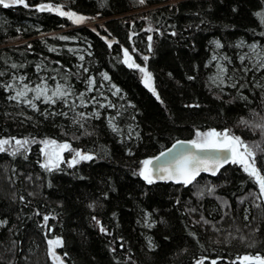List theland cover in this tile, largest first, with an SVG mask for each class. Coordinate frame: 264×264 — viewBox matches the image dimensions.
<instances>
[{"label":"trees","instance_id":"16d2710c","mask_svg":"<svg viewBox=\"0 0 264 264\" xmlns=\"http://www.w3.org/2000/svg\"><path fill=\"white\" fill-rule=\"evenodd\" d=\"M40 2L46 0H28L29 4ZM52 2L86 19L76 24L48 10L0 5V71L7 70L0 80L7 83L13 73H27L28 79L35 80L41 75L35 69L41 60L64 72L56 63L61 61L72 70L70 78L77 90L86 86L89 75L95 76L94 86H99L101 72H107L111 79L106 84L118 85L121 96L109 93L116 108L101 109L99 118L90 117L89 134L80 135L83 129L73 126L71 117L59 114L65 110L60 102L50 106L38 101L37 111L10 100V92L0 87V136L71 140L61 131L63 126L79 136L72 140L74 146L97 153L92 160L74 166L62 163V170L48 172L37 163L36 144L27 158L0 152V219L7 221L0 224V264H54L47 240L55 235L63 238L55 250L65 264H243L238 256L264 255V200L249 195L257 186L240 165L229 163L217 175L202 174L188 185L148 184L133 174L140 160L177 139H191L196 127H229L249 142L261 140L259 132L236 122L249 116L250 109L264 115V71L238 73L236 88L229 83L221 92L210 83L208 60L215 38L222 41L220 51L230 56L243 51L235 43L238 39L264 44V28L254 15L264 8V0ZM90 19L97 21L89 24ZM53 32L75 39L49 35ZM105 37L112 40L111 46ZM69 44L83 47V60L69 50ZM125 47L137 63L148 65L160 100L142 82L139 70L123 63ZM13 63L18 67L13 68ZM232 64L241 66L238 59ZM80 65L89 71L85 73ZM46 108L49 112L55 108L57 114L46 116ZM116 111L122 113L117 122L123 139L107 124V115ZM129 124L139 137L128 138ZM256 158L264 172V153L257 152ZM211 185H216L214 193L205 190L197 195ZM48 212L54 215L42 223ZM93 217L108 231H100ZM145 219L156 223L149 228ZM149 237L154 248L149 247Z\"/></svg>","mask_w":264,"mask_h":264},{"label":"snow or ice","instance_id":"6c2138e0","mask_svg":"<svg viewBox=\"0 0 264 264\" xmlns=\"http://www.w3.org/2000/svg\"><path fill=\"white\" fill-rule=\"evenodd\" d=\"M143 2V0H142ZM0 5L9 7L15 5H23L24 7H32L37 10H48L53 13H58L60 16L68 17L71 21L76 24H80L86 19L85 15L74 11L72 9L65 10L64 6L60 3H53L52 0H46V2L29 4L28 0H0ZM259 18V26L264 28V8L254 13ZM150 27V26H149ZM159 31V29H157ZM174 34V33H173ZM264 37V31L261 32ZM63 39H75V37H62ZM109 46L112 44V40L105 37ZM152 37H148V47L151 49ZM214 44L212 48V54L208 60L211 64L215 62L214 67L216 71L210 77L211 84L219 87L220 91L223 92L224 85L231 83L233 88H236L238 81H235V77L238 73L246 75L247 73L255 70L259 72L264 70V44L259 41H252L247 43L243 39H238L235 43L244 49L247 47L248 51H241L236 56H230L224 51H220L223 48L222 41L219 38H215L214 41L210 42ZM55 51L56 49H52ZM73 51H75L73 49ZM81 60H83V54L80 52L76 53ZM148 57L145 55L144 60L147 61ZM233 59H238L241 62V66L238 69L232 64ZM61 65L66 71L61 72L58 68H51L49 65L44 64L43 60L36 63L35 69L37 73L41 75L37 76L35 80L28 79L27 73H21L17 75L13 73L10 80L5 83L4 80H0V87H3L6 91L10 90L9 99L19 101L32 109L39 111V105L37 101H43L48 105H57L58 101L64 106L65 110L59 113L65 117H71L73 126L78 125L79 128L83 129L80 135L89 134V118H99L103 113L101 109L107 108L115 109L116 105L111 102L106 96L103 88H94L96 84L95 76L89 75L84 81L85 87L82 90H77L73 86L71 81L72 70L66 64H62L61 61L56 62ZM123 63L129 68L139 70L141 74L142 82L156 95V98L160 100V95L154 86L153 73L149 70L146 63H137L136 59L130 54L127 47L123 48ZM231 66V67H230ZM13 68L18 66L13 63ZM83 71L87 73L88 68H84L80 65ZM7 70L0 71V75H4ZM231 71V75L228 73ZM49 72L52 73L49 76ZM76 78H80L79 72L75 73ZM103 79L100 81L103 84L104 81L110 82V77L107 72H101L100 74ZM243 78V77H241ZM49 79L53 80V83H49ZM194 79V77H189ZM63 81V82H61ZM240 87H245V84H240ZM264 88V85H261ZM110 91L113 94H119L121 89L115 83L110 84ZM96 91L101 99H97V96H86V93ZM215 94V93H214ZM241 98L247 99L243 93L240 94ZM264 95V93H262ZM129 105L132 104L131 100H128ZM161 103L163 101L161 100ZM88 105H92L91 111H81V107L87 108ZM122 107V106H121ZM45 115H56V110L53 108L51 112L46 108ZM249 116H241L237 120V125L242 126L252 132H259L261 140L249 142L244 139L240 134H237L232 128L224 127L217 129L215 127H209L202 130L199 127L195 128V134L191 139L179 140L177 139L172 147L165 149L159 156H147L139 161V167L134 175L138 174L148 184H152L156 180H168L182 182L184 185L190 184L196 179L200 172L206 171L209 173H215L220 167L231 161L233 164L240 165L245 173L249 175L257 186L253 192L249 195L255 196L256 200H264V172L257 167L256 157L257 152L264 153V115H260L256 109H250ZM122 115L121 111H116L115 114L109 113L106 117L108 127L117 135L123 139L124 133L120 124L117 122V117ZM256 117H259L257 122ZM134 119V117H133ZM61 131L64 136L71 135L69 139H58L52 136L45 135L43 137L25 135V136H0V152L10 153L12 156L17 154L24 155L27 158V153L32 151V145H38V153L40 159L37 163L48 172L53 170H62L61 164H67L74 166L80 161L92 160L97 155L96 152L91 150H84L81 147L74 146L72 140L79 139L75 133H70L63 126ZM128 138L131 139L132 135L139 137L138 131L134 132V125L129 124L127 126ZM69 155L66 158L65 152ZM132 149L129 148L128 152L131 153ZM167 156V159H165ZM216 185L211 187L205 186L204 189L198 191L197 195H203L206 190L209 194L214 193ZM107 195V193H104ZM24 199V197H21ZM243 200L244 197H240ZM225 204L228 202L225 200ZM94 206V204H93ZM39 212V209H37ZM145 216L150 217L151 213L145 210ZM54 213L48 212L43 216L42 223L48 221L49 216ZM115 215V213H113ZM96 223L100 225V231L107 232L108 229L100 223L96 217H93ZM203 219V217H201ZM223 219V217H222ZM7 221L0 219V224H6ZM144 223L151 228L156 221L145 219ZM193 236L196 233H192ZM63 238L60 235L52 236L47 240L48 244V255L54 261V264H65V261L61 258L60 254L55 250L58 245H62ZM149 247H155L149 237ZM67 255V253H64ZM237 259L241 260L243 264H248L249 261H255V264H264V255L259 252L253 254L245 253L242 256H238ZM196 264H201L197 261ZM215 264V261H213Z\"/></svg>","mask_w":264,"mask_h":264},{"label":"rangeland","instance_id":"374dc122","mask_svg":"<svg viewBox=\"0 0 264 264\" xmlns=\"http://www.w3.org/2000/svg\"><path fill=\"white\" fill-rule=\"evenodd\" d=\"M91 20V19H90ZM89 20V24H92V23H94L93 21H90ZM49 35H51V36H56V37H58V38H60V39H63L62 37H66L64 34H62V33H57V32H53V33H50ZM66 41H72L71 39H65ZM74 40V39H73ZM69 50L70 51H73V49L75 50V51H73L75 54L77 53V52H80V53H82L83 54V47H81L79 44H69ZM213 47H214V44H213ZM243 51L244 52H247L248 51V49H247V47H245L244 49H243ZM77 55V54H76ZM214 64H215V62H213V63H211L210 65L212 66V72H211V74H210V77L212 76V74L216 71V69H215V67H214ZM264 71V70H263ZM210 77H209V80H210V83H211V79H210ZM103 79V78H102ZM106 82L107 81H104L103 82V84H99V86H94V88H103V90H104V92L106 93V96H107V98L109 99V100H111V102L113 101L112 100V96H110V94L109 93H112L111 95H113V96H119V94H120V96H121V92L119 93V94H113V92L112 91H110L109 89H110V84H106ZM50 84H52V82H49ZM227 85V84H226ZM214 86V85H213ZM216 87V86H215ZM224 87V86H223ZM218 89L220 90V88L218 87ZM9 92H10V90H9ZM11 94V93H10ZM109 95V96H108ZM92 96H97V99L99 100V99H101V97H99L98 96V94H97V92L96 91H94V94H92ZM38 102V101H37ZM41 102H43V101H41ZM59 102V101H58ZM25 105V104H24ZM27 106V105H26ZM87 107H89L90 109V111L92 110V105H88ZM84 108V107H83ZM105 108H107V106H105ZM68 155H69V153L66 151L65 152V157L67 158L68 157Z\"/></svg>","mask_w":264,"mask_h":264},{"label":"water","instance_id":"95a60500","mask_svg":"<svg viewBox=\"0 0 264 264\" xmlns=\"http://www.w3.org/2000/svg\"><path fill=\"white\" fill-rule=\"evenodd\" d=\"M179 140H188V139H179ZM173 143H175V142H173ZM172 143V144H173ZM172 144L171 145H169L168 147H166L165 149H169V148H171L172 147ZM165 149H163V150H161L160 152H158L156 155H154V156H159V154L161 153V152H164V150ZM165 159H167V156H165ZM229 163H232L231 161H229V162H227V163H225V164H223L221 167H220V169H218L215 173H209V172H206V171H201L200 172V174L196 177V178H198L200 175H202V174H207V175H210V176H215V175H217L219 172H220V170L221 169H223L226 165H228ZM153 182H158V183H174V184H183L182 182H177V181H168V180H156V181H153ZM193 182V181H192ZM253 263H255V261H253Z\"/></svg>","mask_w":264,"mask_h":264},{"label":"bare ground","instance_id":"6f19581e","mask_svg":"<svg viewBox=\"0 0 264 264\" xmlns=\"http://www.w3.org/2000/svg\"><path fill=\"white\" fill-rule=\"evenodd\" d=\"M91 21L96 22L97 20H96V19H93V20H91Z\"/></svg>","mask_w":264,"mask_h":264},{"label":"flooded vegetation","instance_id":"af4514ba","mask_svg":"<svg viewBox=\"0 0 264 264\" xmlns=\"http://www.w3.org/2000/svg\"><path fill=\"white\" fill-rule=\"evenodd\" d=\"M256 163H257V166H258V159L256 158Z\"/></svg>","mask_w":264,"mask_h":264}]
</instances>
